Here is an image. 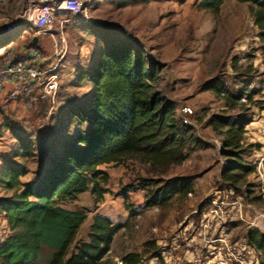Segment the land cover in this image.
I'll list each match as a JSON object with an SVG mask.
<instances>
[{"label": "rangeland", "instance_id": "rangeland-1", "mask_svg": "<svg viewBox=\"0 0 264 264\" xmlns=\"http://www.w3.org/2000/svg\"><path fill=\"white\" fill-rule=\"evenodd\" d=\"M127 1L129 5L119 4ZM132 1L91 0L84 17H70L76 23L68 21L63 27L67 53L55 73L61 76V72H67L71 78L66 76L68 82L59 84L53 102L43 99L31 109L10 101L0 103V174L7 162L25 160L16 156L19 139L34 151L27 161L29 171L34 172L42 158L54 155L73 137L80 124L72 110L88 109L91 82L84 75V83L79 84L80 73L72 66L78 63L90 70L107 38H115L111 31L117 32L142 47L150 61L161 67L153 89L174 102L176 119L190 125L192 133L209 147L193 150L184 162L170 165L162 174L134 156L99 166L109 176L103 197L95 202L86 191L74 202L63 203L67 208L87 210L78 239L86 238L88 223L97 213L125 223L115 234L107 255L117 264L125 253L142 251L147 240L155 241L160 257L144 252L141 264H211L209 261L220 257L261 264L264 256L246 238L249 230L264 235V45L250 7L245 2L226 0L219 12L213 13L199 8V0ZM19 2L0 0V55L11 42L18 49L26 42L20 35L30 34L28 25L7 29L13 26ZM59 32L56 16L53 33L57 36ZM41 41L50 51L49 35H43ZM242 81L256 91L253 99L257 103L244 98L241 106L227 108L210 88L225 83L237 90L243 86ZM183 107H189L191 113L185 114ZM218 113L248 120L244 142L251 149L244 162L255 164L247 177L248 186L244 182L227 184L219 176L223 163L221 138L206 124L211 114ZM182 176L190 179L191 192L173 196L165 207L145 205L153 189L139 187L140 178L169 181ZM130 185L134 188L127 192V203L138 212L136 216H129L124 201ZM1 195H5L2 186Z\"/></svg>", "mask_w": 264, "mask_h": 264}, {"label": "trees", "instance_id": "trees-1", "mask_svg": "<svg viewBox=\"0 0 264 264\" xmlns=\"http://www.w3.org/2000/svg\"><path fill=\"white\" fill-rule=\"evenodd\" d=\"M224 1L199 0L198 7L218 13ZM237 1L248 3L264 45V0ZM111 36L115 38H107L88 74L92 86L88 109L72 111L80 124L73 137L54 155H49L37 179L28 182H23L21 177L28 172L27 161L34 156V151L19 139L16 156L25 160L7 162L0 174V186L5 191V195L0 196V216L6 220L8 229L0 242V264H117L107 255L115 234L125 223L95 214L86 239H78L87 210L67 208L63 203L74 202L86 191L98 202L107 191L105 186L109 179L107 173L98 169L101 165L116 164L134 156L162 174L170 165L184 162L193 150L209 147L192 133L190 125L176 119L174 102L153 89L152 83L158 80L161 67L151 62L144 49L132 40L112 31ZM242 84L237 90L225 83L210 88L224 100L227 108L241 106L244 98L257 103L253 99L256 91ZM206 124L221 138L220 178L227 184L244 182L248 186L247 177L255 170V164L244 162L251 149L244 142L248 120L218 113L211 114ZM138 186L153 189L146 198L148 207H165L173 196H185L192 190L190 179L185 176L169 181L140 178ZM128 187L124 201L129 216H136L138 212L127 203V192L134 186ZM246 238L248 244L264 256V235L249 230ZM143 247L140 252L125 253L121 264H141L144 252L160 257L154 240L145 241Z\"/></svg>", "mask_w": 264, "mask_h": 264}, {"label": "built area", "instance_id": "built-area-1", "mask_svg": "<svg viewBox=\"0 0 264 264\" xmlns=\"http://www.w3.org/2000/svg\"><path fill=\"white\" fill-rule=\"evenodd\" d=\"M90 1L20 0L13 26L7 29L16 30L20 24L28 25L32 37L39 39L43 35H49L51 49L44 51L31 42L18 49H15L13 42L4 47L0 55V103L10 101L25 109H31L40 100L54 101L59 84L55 71L67 53L63 27L68 21L76 23L75 20H70V17H84ZM56 16L59 17L60 26L57 36L53 33ZM182 110L185 114L191 113L189 107H183ZM183 123H187V120L184 119ZM261 190L264 191L263 184ZM7 232V222L0 216V242L4 240ZM209 263L242 264L241 261H234L230 257H220Z\"/></svg>", "mask_w": 264, "mask_h": 264}, {"label": "crops", "instance_id": "crops-1", "mask_svg": "<svg viewBox=\"0 0 264 264\" xmlns=\"http://www.w3.org/2000/svg\"><path fill=\"white\" fill-rule=\"evenodd\" d=\"M20 38L22 39V40H26V42L23 44V45H21L19 48H21V47H23V46H25L27 43H29V42H31L32 43V35L31 34H21L20 35ZM42 38V37H41ZM41 38H37L38 39V41L36 42V44L38 45V47H40V48H42L44 51H47V48H43V42L41 41ZM14 43V42H13ZM98 57H99V55H98ZM98 57H97V60H98ZM97 60H96V62H97ZM60 66V65H59ZM94 66H92L91 68H93ZM59 68V67H58ZM91 68H90V70H91ZM72 70H74V71H76V72H79L80 74L77 76V78L79 79V84H81V83H84V81L82 80V78H83V76L84 75H87V78H88V74L90 73V70L89 69H83V67H82V65L80 66L78 63H74V65L72 66ZM89 70V71H88ZM61 73H63L61 76H58V82H59V84H66V82H68L67 81V77L66 76H68L69 78H71V75L69 74V73H67V72H61ZM76 78V79H77ZM70 80H72V79H70ZM88 80H89V78H88ZM59 84H58V87H59ZM68 84V83H67ZM91 90H92V86H91ZM91 94V93H90ZM72 110V109H71ZM72 111H74V110H72ZM76 112V111H75ZM40 163L36 166V168L34 169V172H32V171H29L30 170V167H29V164H28V172L24 175V176H22L21 177V180L23 181V182H28V181H33V180H36L37 179V177L39 176V174H40V172H41V170H42V168L44 167V165H45V162H46V159L45 158H42V160H40L39 161ZM30 175L28 178H26V176L27 175ZM95 214H97V213H95ZM95 214H93V216L95 215ZM102 215V214H101ZM108 216V215H107ZM91 221H92V218H91ZM91 221L88 223V227H89V225H90V223H91ZM86 239V238H85Z\"/></svg>", "mask_w": 264, "mask_h": 264}, {"label": "water", "instance_id": "water-1", "mask_svg": "<svg viewBox=\"0 0 264 264\" xmlns=\"http://www.w3.org/2000/svg\"><path fill=\"white\" fill-rule=\"evenodd\" d=\"M37 41H38L37 37H33V38H32V43L35 44Z\"/></svg>", "mask_w": 264, "mask_h": 264}]
</instances>
